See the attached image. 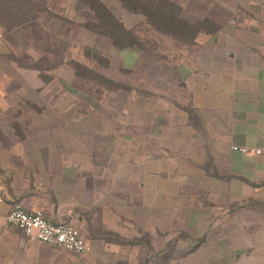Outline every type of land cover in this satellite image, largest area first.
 Wrapping results in <instances>:
<instances>
[{"label": "crops", "instance_id": "0c3cea01", "mask_svg": "<svg viewBox=\"0 0 264 264\" xmlns=\"http://www.w3.org/2000/svg\"><path fill=\"white\" fill-rule=\"evenodd\" d=\"M257 2L261 11L247 16H212L221 28L177 51L175 62L154 52L153 92L139 93L146 97L118 81L132 88L119 114H25L16 141L14 115L0 114V264H264V0ZM92 16L82 0H0V88L25 86L11 69L41 78L12 56L37 59L59 36L57 21ZM115 53L134 70L141 52ZM14 202L75 224L89 250L28 240L7 225Z\"/></svg>", "mask_w": 264, "mask_h": 264}, {"label": "rangeland", "instance_id": "374dc122", "mask_svg": "<svg viewBox=\"0 0 264 264\" xmlns=\"http://www.w3.org/2000/svg\"><path fill=\"white\" fill-rule=\"evenodd\" d=\"M119 1L105 0L112 8L114 15L126 28H129V31L133 32L134 36H137L142 45V49H139L138 46H132L134 50L141 52L138 61H136V68L134 70L122 68L121 63L123 60L115 52L117 49L123 48L113 47L111 40L104 35L102 36V34H92L90 29L92 26L96 27L94 23L57 21L54 24L56 30L54 34L59 36L53 41L56 46L47 45V51L50 52L45 53L43 51L44 53L37 56L40 57L41 61L39 66L43 69H49L48 71L39 72L40 76L47 78V81L40 78L37 75L38 73L33 71L20 73L15 69H11L9 73L13 80L24 82L25 86L23 87L17 83L19 86L0 88V114L14 115L15 121L12 126L15 130L14 141L21 139L19 124H24L25 118L27 119L25 114H49L48 112L53 107H55L56 114H85L93 109H98V114H119V111L123 109L128 110L129 105L127 106V104L130 92L123 91V88L116 89L117 84H119L118 81L123 83L125 80L133 86L137 85V95L146 97V95H140L139 93L153 92V70H151L153 67V53L155 52L154 57L157 60L167 57L175 62L179 57L176 54L177 51L194 46L179 38L161 34L152 23H145L144 15L128 11L121 7ZM132 1L136 4L155 5L162 11H167L170 8L176 11L181 8L182 18L191 22L203 18L212 20V16L223 18H229L232 15L237 17L247 16L249 9L261 11V8H256L255 5L259 0H223L224 7L216 4L219 0H170L173 7H171V4L160 0H130V2ZM247 3L249 7H243ZM215 23L223 25L219 22ZM98 27V30H101V27ZM201 34L195 40L198 44L204 40L203 37L201 38L203 36ZM128 40H130L129 37ZM46 42L48 44L49 41ZM165 53L168 55H164ZM19 57L20 63L23 65L36 64L38 59ZM75 62L91 68L98 75L114 80L115 83L96 80L91 76L76 78L72 66V63ZM54 66L55 68L50 70ZM169 72L173 73L171 70ZM149 98V101L153 102V97ZM34 102L45 110L37 113L38 110L30 105ZM106 102L110 103L104 105ZM128 114L134 113L130 111ZM7 121L8 124L12 123L11 119H7Z\"/></svg>", "mask_w": 264, "mask_h": 264}, {"label": "trees", "instance_id": "16d2710c", "mask_svg": "<svg viewBox=\"0 0 264 264\" xmlns=\"http://www.w3.org/2000/svg\"><path fill=\"white\" fill-rule=\"evenodd\" d=\"M82 1L85 2L90 7L93 13L92 18L86 22L87 24L94 23L96 25V27L92 26V28L90 29L92 32L97 34L98 33L102 34V36L104 35L105 37L109 38L113 43L114 47L124 49L132 46H138L139 49H142V45L138 41L137 36H134L133 32L129 31V28H126V26L114 15L111 7H108L105 3H103L100 0H82ZM160 1H164L167 4H171V7H173V4L170 0H160ZM120 2L122 7L127 9L128 11L132 13H140L144 15L145 23L147 24L152 23L153 26H155L156 29L161 34L164 35L166 34L175 38H179L183 40L185 43H189L190 45H196L195 40L200 33L214 34L221 28V25L207 18H203L194 22L183 19L181 16V11H182L181 8L177 9L176 11L173 10V8H170L167 11H162L155 5L149 6L144 4H136L133 3V1L130 2V0H120ZM98 26L101 27V30H98L99 28ZM128 37L130 38V40H128ZM50 44H51L50 42H48V44L47 43L44 44L45 53L50 52L47 51L46 48L47 45L51 47H53L52 45L55 46V44H51V45ZM23 56L25 57V59H33L28 55H23ZM12 58L19 65H23L20 63L19 56H12ZM38 59L37 62L35 61L36 64L26 65V66L38 70L40 73L41 71H48L49 69H43L39 66L41 61L40 59L39 60ZM72 66L76 78L78 77L87 78V76H91L96 80H106L108 82L115 83L114 80H110L104 76L98 75L97 73L93 72L91 68L79 62L72 63ZM54 68L55 66L50 68V70ZM41 78L47 81V78L45 79V77L42 76ZM119 84H117L116 89L123 88V91L125 92H129L132 90V88L129 86L122 84L119 85ZM30 105L33 108L39 110V107H37L35 104L30 103Z\"/></svg>", "mask_w": 264, "mask_h": 264}, {"label": "built area", "instance_id": "2783aa9c", "mask_svg": "<svg viewBox=\"0 0 264 264\" xmlns=\"http://www.w3.org/2000/svg\"><path fill=\"white\" fill-rule=\"evenodd\" d=\"M232 149L243 154L249 152L245 146L233 145ZM6 222L9 227L21 231L28 240L53 246L57 249L74 254H83L90 248L75 224L52 222L42 210H27L20 202L13 203L6 217Z\"/></svg>", "mask_w": 264, "mask_h": 264}]
</instances>
